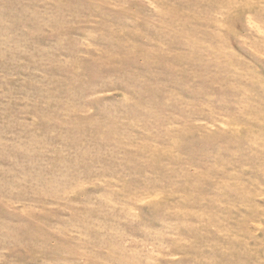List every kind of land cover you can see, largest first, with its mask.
I'll return each mask as SVG.
<instances>
[{
  "label": "rangeland",
  "instance_id": "374dc122",
  "mask_svg": "<svg viewBox=\"0 0 264 264\" xmlns=\"http://www.w3.org/2000/svg\"><path fill=\"white\" fill-rule=\"evenodd\" d=\"M0 264H264V0H0Z\"/></svg>",
  "mask_w": 264,
  "mask_h": 264
}]
</instances>
